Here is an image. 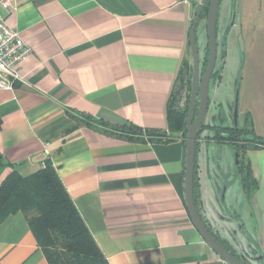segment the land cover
Returning a JSON list of instances; mask_svg holds the SVG:
<instances>
[{
    "label": "crops",
    "instance_id": "1",
    "mask_svg": "<svg viewBox=\"0 0 264 264\" xmlns=\"http://www.w3.org/2000/svg\"><path fill=\"white\" fill-rule=\"evenodd\" d=\"M202 1L18 0L17 11H4L32 51L18 65L22 79L0 88V154L23 175L52 161L109 264H229L188 213L186 139L132 140L92 125L170 132L169 100L193 59L190 32ZM236 4L230 0L220 25L210 91L229 72L244 124L251 118L264 138V43L244 30L245 7L237 30ZM204 124L196 198L216 234L250 264H264V146L243 153L256 180L247 193L238 163L211 160L207 149L228 144L231 156L235 146L206 134L220 125ZM0 264H50L22 211L0 223Z\"/></svg>",
    "mask_w": 264,
    "mask_h": 264
},
{
    "label": "trees",
    "instance_id": "2",
    "mask_svg": "<svg viewBox=\"0 0 264 264\" xmlns=\"http://www.w3.org/2000/svg\"><path fill=\"white\" fill-rule=\"evenodd\" d=\"M208 5L207 2L203 6L201 19L207 17ZM206 50L208 53V47ZM191 61L183 67L176 82L177 86L184 74L190 78V97L186 106L179 108L175 105V91L169 100V133L142 130L131 124L121 129L97 120L93 121L95 123L87 121V118L83 120L92 123L103 132L121 138L143 140L147 137L149 140L170 141L172 137L180 134L187 142V120L193 84V59ZM207 61L206 58L201 69L205 68ZM214 79H216L215 71L212 80ZM78 120L80 121L79 118ZM204 126L205 124L200 131ZM215 128L216 135L210 138L220 142H230L235 146L241 182L245 191L251 193L256 187V180L249 163L243 160V153L250 147H263L264 138L255 133L251 118H248L243 126H215ZM8 167L12 169L3 176V171ZM196 172L197 167L195 176ZM195 200L198 211L211 233L230 252L242 258L228 242L214 232L202 212L196 195ZM18 211L26 215L31 230L50 264H109L52 161L47 160L38 171L23 175L0 154V223L8 215ZM242 259L249 263L246 259Z\"/></svg>",
    "mask_w": 264,
    "mask_h": 264
},
{
    "label": "water",
    "instance_id": "3",
    "mask_svg": "<svg viewBox=\"0 0 264 264\" xmlns=\"http://www.w3.org/2000/svg\"><path fill=\"white\" fill-rule=\"evenodd\" d=\"M207 2L209 5L206 17V29L209 51L207 65L203 74H201V58L197 45L196 31L199 21L201 20L203 6ZM220 5L221 0H203L197 9L190 32V43L193 56V84L187 120L188 135L185 159V198L191 220L205 242L229 264H249L242 258L230 252L211 233L198 211L195 200L197 145L199 141V132L205 122L208 112L210 86L218 58V18Z\"/></svg>",
    "mask_w": 264,
    "mask_h": 264
},
{
    "label": "rangeland",
    "instance_id": "4",
    "mask_svg": "<svg viewBox=\"0 0 264 264\" xmlns=\"http://www.w3.org/2000/svg\"><path fill=\"white\" fill-rule=\"evenodd\" d=\"M236 6L234 9L237 10V17L235 20L238 22L237 30H240V11H242L243 7L246 9L243 13L246 14V28L244 29L248 34L249 39L254 40L257 37H260V41L264 43V0H235ZM230 0H222L221 8H220V18L218 21L219 28L218 30V58H217V66L218 62L221 59L222 51H223V38H222V22L223 15L225 13L226 8L229 7ZM242 7V9H241ZM241 9V10H240ZM234 22V21H232ZM221 25V26H220ZM238 32V31H237ZM208 36L205 24L202 22L199 26V36L197 38V45L199 48V55L201 58V66L204 67L205 59H208L207 47H208ZM192 61H190L191 63ZM206 67V66H205ZM205 68L201 69L203 74ZM216 70V69H215ZM233 74V73H232ZM233 86V76L229 72L226 73L223 83L220 84V88L218 89L217 94H215L214 89L210 91V100L211 107L210 113L207 115L205 121L212 125H220V126H233L244 124V110L239 102V94L238 90H234ZM190 97V78L183 75L179 80L176 90H175V105L179 108H184L187 104V100ZM237 106V107H236ZM237 109V112H236ZM208 113V112H207ZM188 125V124H187ZM206 134L209 137L216 135V128L214 127H206ZM211 142V141H209ZM208 142V143H209ZM223 145V143L218 144ZM229 146L228 144H225ZM223 146H208L209 154L211 156V160L214 158L220 159L224 163L229 159L234 163H237V152H232L231 156L229 155V150L232 151L229 147ZM203 146H201V151H198V158L203 157ZM213 158V159H212ZM215 159V160H216Z\"/></svg>",
    "mask_w": 264,
    "mask_h": 264
},
{
    "label": "built area",
    "instance_id": "5",
    "mask_svg": "<svg viewBox=\"0 0 264 264\" xmlns=\"http://www.w3.org/2000/svg\"><path fill=\"white\" fill-rule=\"evenodd\" d=\"M18 6V0H0V88L4 89H13L22 79L18 65L32 51L21 34L9 26L4 14L17 11Z\"/></svg>",
    "mask_w": 264,
    "mask_h": 264
}]
</instances>
